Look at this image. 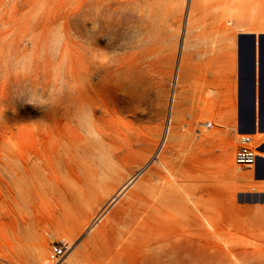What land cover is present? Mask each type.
<instances>
[{"label":"rangeland","instance_id":"374dc122","mask_svg":"<svg viewBox=\"0 0 264 264\" xmlns=\"http://www.w3.org/2000/svg\"><path fill=\"white\" fill-rule=\"evenodd\" d=\"M213 1L220 2L200 0L195 10L184 84L193 101L176 110L170 148L162 139L190 0H0V264H264V190L253 170L234 163L238 135L231 160L223 144L209 141L207 175L199 174L195 153L187 174L188 152L213 132L200 122L219 123V112L235 107L223 101L219 112L202 113L197 104L211 103L206 82L215 71L224 80L223 100L228 82L236 87L237 81L233 34L221 43V67L202 45V20L212 26ZM220 152L233 176L212 165ZM159 156L160 180L172 201L163 212L153 202L144 208L159 197L156 174L145 189L133 185L114 200ZM241 183L253 192L242 199ZM218 194L232 198L213 197ZM122 201L124 209L112 218ZM157 214L191 238L182 242L181 232L180 243L161 239L168 231L152 219ZM150 235L160 239L143 241ZM62 240L70 248L56 260L51 247Z\"/></svg>","mask_w":264,"mask_h":264},{"label":"crops","instance_id":"0c3cea01","mask_svg":"<svg viewBox=\"0 0 264 264\" xmlns=\"http://www.w3.org/2000/svg\"><path fill=\"white\" fill-rule=\"evenodd\" d=\"M230 1L231 5L228 4L227 6H225V8L221 6L224 3L223 0H218L217 2L219 3L216 4L214 1L212 2L211 6L215 8L214 14H211L212 18L210 20L212 26L210 27V25L207 24L208 21L206 19H203L202 22H204L205 24L203 26V35L200 36V38L202 39V45H204L207 49H210V52L215 53L214 61H216L220 67L222 63L224 64L225 62V58L223 56V47L221 44L223 42V39H225L227 33L233 34V36L235 37V39H233L234 42L237 39L236 47H234L236 48V58L238 57L236 87L235 83L230 80L227 85V94L225 96L226 98L225 100H223L225 95L223 91L224 80L222 78L221 73L217 70L214 72V81L206 82V85L211 88V103L206 98L198 100L197 104L202 105V113H209V109L212 111V113L219 112L220 106L223 101L235 102V107L234 109L232 108V110L220 111V121L219 123H215V126L212 130L213 132L209 135L201 136V138H199L198 151L195 152L191 149L188 152L187 170H191L190 172L187 171L189 177L193 174V153L196 154V158L198 160L199 174L202 177H205L207 175V168L209 165V150L207 146L209 141L213 145L223 144L222 148L227 151L229 159L231 160V146L234 136L240 133L253 134L256 137L257 144L260 145V153L264 155V51L262 54L263 64L260 65V67L257 66L256 68L255 93L253 90V71L248 59L254 39L256 41L263 39L264 41V27L254 25L264 23V3L261 4L259 0ZM199 2L200 0H190L185 29L186 35L183 42L182 55L177 65L178 79L177 85L173 93L172 124L175 121L174 115L180 103L183 100L193 101V98L190 94L191 89L185 88L184 84L187 82L189 83L190 80V71L192 64L191 49L193 47V24L196 21L195 10L199 5ZM213 7L212 10H214ZM225 22L228 23L229 29H226L223 26V23ZM209 31L213 33L212 38H209V35L207 34ZM243 55H245L246 58L243 59ZM190 103L193 104L192 102ZM191 104L189 106L190 111L192 110ZM175 139L176 136L175 134H173L171 140L167 142L169 143L168 147H173ZM163 150L164 147L162 148V151ZM220 155L221 152L219 154V160L217 162L212 163V165L220 167L221 172H224L229 176H233L235 172L232 171L230 162L227 164L223 163V160L221 159ZM157 161L158 163L160 162V156L157 158ZM253 172L255 176V182L257 183L258 188L264 190V156H260L258 158L256 167ZM238 186L239 181L237 177L235 189ZM241 186L242 190H239V196L241 199L244 197L245 193H253L244 192L243 183H241ZM213 197L232 198L231 195L222 194L214 195ZM208 220V218L205 219L207 223ZM157 225H163L167 227L163 222L157 223ZM203 229L204 226L200 228L201 232L203 231ZM166 230L168 232L164 233L161 239L173 240L176 243H180L181 241V232L184 233V235L182 236H185L182 239V242H187L192 236L190 231H186L181 228L167 227ZM151 236L159 237L158 235H150L149 237ZM149 237L144 236L143 241H157L160 239V237L159 239L155 240L147 239Z\"/></svg>","mask_w":264,"mask_h":264},{"label":"bare ground","instance_id":"6f19581e","mask_svg":"<svg viewBox=\"0 0 264 264\" xmlns=\"http://www.w3.org/2000/svg\"><path fill=\"white\" fill-rule=\"evenodd\" d=\"M177 70H178V66H177ZM176 77V76H175ZM177 79H178V75H177ZM175 80V79H174ZM176 82H177V80H176ZM172 104H171V113H170V116H169V118H168V121H167V124H166V127H165V131H164V135H163V139H162V143H164L163 145H165L169 140H171V138H172V135H173V133H172V121H173V116H172V107H173V96H172ZM210 125V127H209V125ZM200 126H201V128H205V129H207V130H209V131H212L213 130V128H214V126H215V124H214V122L212 123V122H200V124H199ZM208 132V131H207ZM205 134V133H204ZM206 136V135H205ZM129 142L131 141L130 139L128 140ZM256 137H255V144H256ZM130 144V143H129ZM163 147V146H162ZM141 148V147H140ZM139 148V149H140ZM132 151V148L130 147L129 148V152H131ZM140 153V152H139ZM156 158V160H155V162L152 164V166H151V170H149L148 172H147V174L146 175H144L142 172L144 171V170H142L141 172H140V175L139 176H131L132 178L126 183V184H124L118 191H117V194L115 195V196H113V197H116V199H114V200H118L128 189H129V187H131V186H135V189H134V191H137V190H139V189H141V188H146L147 186H149L151 183H152V181H153V179H154V174H156V178H157V180H158V183H157V181L155 182V185L153 186L154 188H156V189H158V194H159V197L158 198H156V200H154V201H152V199H150L149 201H147V202H145V206H144V208H146V209H148V208H152L154 205H155V207H158L159 208V211H158V214L160 213V212H163V208L165 207V206H168L172 201H171V199H169V196H167L166 194H165V190H164V187L163 186H165V185H162V183H161V180H160V168H159V163H158V161H157V157H155ZM187 171H191V170H187ZM201 172H204V171H201ZM167 181V180H166ZM166 181H164V182H166ZM168 183H169V181H167ZM164 184V183H163ZM168 185V184H167ZM169 185H171V184H169ZM172 186V185H171ZM169 187V186H168ZM177 188V187H176ZM134 191H132L129 195H127V200L129 201V203L127 204V205H129L130 203H131V199L133 198V194H134ZM176 191H177V189H176ZM165 196H167L166 198H165ZM151 202H153V204H152V207H151ZM122 203H123V201L121 202V203H119L117 206L115 205V209H114V211H113V218H115L123 209H124V207L122 206ZM107 205H108V203L106 204V206L104 207V209L107 207ZM126 205V206H127ZM157 214V217H152V219H156L155 221L157 222V223H161V222H163V219L161 218V216H159ZM142 215V214H141ZM144 215V214H143ZM142 217V216H141ZM145 221V218H143L142 219V221L140 222V223H143ZM210 220H208V223H209V226H211L210 225ZM207 223V224H208ZM144 224V223H143ZM38 225V224H37ZM215 226H216V223L214 224V227L213 226H211V228H215ZM38 229H39V225H38ZM147 239H150V240H155V239H159V237H157V236H151V237H149V238H147ZM32 247H33V244H32ZM229 249V248H228ZM238 250V249H237ZM65 258V257H64ZM68 259V258H67ZM67 259L65 260L66 262H67Z\"/></svg>","mask_w":264,"mask_h":264},{"label":"built area","instance_id":"2783aa9c","mask_svg":"<svg viewBox=\"0 0 264 264\" xmlns=\"http://www.w3.org/2000/svg\"><path fill=\"white\" fill-rule=\"evenodd\" d=\"M259 147L260 145L255 144V135L246 133L238 134L234 153L235 165L239 168L254 170L257 160L260 157ZM69 248V242L62 240L52 245L51 254L54 259L60 260L67 254Z\"/></svg>","mask_w":264,"mask_h":264},{"label":"water","instance_id":"95a60500","mask_svg":"<svg viewBox=\"0 0 264 264\" xmlns=\"http://www.w3.org/2000/svg\"><path fill=\"white\" fill-rule=\"evenodd\" d=\"M257 48H258V61H257ZM264 51V41L263 39H260L259 41H256L254 39L253 43H252V48L249 54V64L252 67V71H253V90L255 93V85H256V68L257 66L260 67V65L263 64V60H262V54Z\"/></svg>","mask_w":264,"mask_h":264},{"label":"flooded vegetation","instance_id":"af4514ba","mask_svg":"<svg viewBox=\"0 0 264 264\" xmlns=\"http://www.w3.org/2000/svg\"><path fill=\"white\" fill-rule=\"evenodd\" d=\"M244 58H246V56H245V55H243V59H244Z\"/></svg>","mask_w":264,"mask_h":264}]
</instances>
